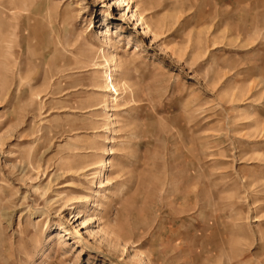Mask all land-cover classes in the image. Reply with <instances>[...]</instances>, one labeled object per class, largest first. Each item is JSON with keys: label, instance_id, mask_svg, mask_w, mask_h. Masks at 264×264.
Segmentation results:
<instances>
[{"label": "rangeland", "instance_id": "rangeland-1", "mask_svg": "<svg viewBox=\"0 0 264 264\" xmlns=\"http://www.w3.org/2000/svg\"><path fill=\"white\" fill-rule=\"evenodd\" d=\"M0 264H264V0H0Z\"/></svg>", "mask_w": 264, "mask_h": 264}]
</instances>
